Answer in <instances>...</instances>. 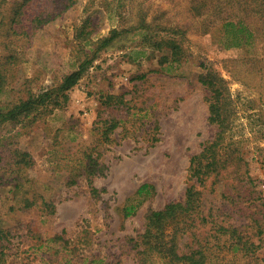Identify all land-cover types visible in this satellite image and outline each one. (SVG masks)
<instances>
[{
  "label": "rangeland",
  "instance_id": "1",
  "mask_svg": "<svg viewBox=\"0 0 264 264\" xmlns=\"http://www.w3.org/2000/svg\"><path fill=\"white\" fill-rule=\"evenodd\" d=\"M23 2L0 0V112L57 87L87 60L88 69L69 93L72 99H60L64 105L53 118L41 114L0 124V228L9 230V242L0 241L2 264H88L94 258L138 264L128 239L143 232L150 211L184 198L190 158L215 138L209 93L198 82L208 71L228 83L238 156L248 164L255 191L253 204L242 197L241 211L224 218L248 226L258 244L257 225L245 216L261 219L258 210L264 213V68L262 78L255 77L246 58L263 59L264 65L261 45L224 48L218 15L194 11L192 0H78L62 19L41 26L31 22L33 16L50 14L54 2ZM88 16L94 29L89 45L75 38ZM111 31L114 38L93 56L91 49ZM106 95L112 98L105 101ZM86 97L98 104L88 105V119L75 104ZM103 118L116 122L108 144L97 130ZM76 132L78 140L71 139ZM13 150L27 153L31 164L14 166ZM88 153L98 164L93 195L83 168ZM10 183L20 196L14 210L24 193L35 197L36 207L10 211L12 197L5 193ZM141 185L149 188L125 218L121 210L135 204ZM220 191L205 193L206 208L232 209L222 203ZM40 198L54 203V214L47 216ZM54 235L62 239L47 241ZM256 256L251 264H264V247ZM219 258L212 264H243L231 255Z\"/></svg>",
  "mask_w": 264,
  "mask_h": 264
},
{
  "label": "trees",
  "instance_id": "2",
  "mask_svg": "<svg viewBox=\"0 0 264 264\" xmlns=\"http://www.w3.org/2000/svg\"><path fill=\"white\" fill-rule=\"evenodd\" d=\"M28 1L30 0H24L21 6ZM53 2L54 8L51 9L50 14H45L46 16L43 17L45 11H39L33 16L31 22L41 26L48 22L59 21L78 0H52ZM191 5L194 11L202 10L203 15H210L213 12L218 15L224 48H242L257 42L264 53V0H192ZM91 18L88 16L75 34L76 40L86 42L88 45L94 31L89 29ZM115 33L111 31L108 38L100 40L96 48L91 49L93 56L100 48L107 47ZM174 50H176L175 47L172 48V51ZM246 63L250 65L254 76L261 79L264 68L263 59L248 57ZM87 69L88 60L66 75L57 87L37 96H31L25 101L21 100L5 111H1L0 124L7 121L34 119L37 115H48L51 110L62 107L64 104L60 102V99L67 101L66 92L79 82ZM198 82L209 93L205 99L208 103V122L216 124L217 132L214 140L203 144L201 152L190 158L184 198L167 203L161 210L150 211L145 217L143 232L128 239L135 249L138 264H156L157 261L161 264H212L223 254L231 255L232 259L241 260L243 264H251V261L257 260V251L264 247V238L258 237V235H264V213L261 209L258 210V215H262L261 219L254 214L245 216L246 220L257 225L258 234L253 235H256L258 244L249 235L246 229L248 226L238 227L225 221L231 214L241 211L238 209V204L243 201V198L250 205L253 204L251 195L255 193L252 178L248 174V164L238 156V142L233 133L235 111L232 108L231 95L228 94V83L220 75L211 71L200 74ZM111 98L112 96L106 95L105 101ZM118 99V103L124 104L121 97ZM98 121L101 127L97 130L100 131L103 143L108 144L116 122L106 118ZM93 150L92 148L89 151ZM13 152L14 155L11 158H14L12 162L14 166L19 168L31 164L32 158L27 153L19 150H13ZM84 157H87L88 163L83 168L93 195L96 194L97 189L93 186L92 178L98 173V164L90 153ZM1 160L0 157V162ZM17 187L14 185L13 189ZM148 188L147 185L139 186L132 200L135 204L126 203L123 206L121 211L125 218L135 213L137 206L141 203V197L146 194ZM217 188L221 189L222 203L231 205V210L226 206L224 209L221 206L205 207V193L216 192ZM13 194V200L16 201L19 194L14 191ZM247 196L249 198H246ZM20 201L22 203L20 211L37 205L35 197L29 198L25 193ZM40 201L44 211L48 213L47 216L54 214L55 207L52 201H46L44 198H40ZM261 207L264 208L263 203ZM7 233L9 230L0 228V241L4 239L6 243L9 242ZM60 239H62L60 236L54 235L47 241L54 242ZM97 262L102 264L99 258L90 260L88 264H97ZM0 263L2 264L1 258Z\"/></svg>",
  "mask_w": 264,
  "mask_h": 264
},
{
  "label": "crops",
  "instance_id": "3",
  "mask_svg": "<svg viewBox=\"0 0 264 264\" xmlns=\"http://www.w3.org/2000/svg\"><path fill=\"white\" fill-rule=\"evenodd\" d=\"M75 87V86H74ZM74 87H72L70 90H68L66 93V95H67V100H69V98H71V94H69V93H71L72 91H74L75 89H74ZM76 89H78V88H76ZM69 97V98H68ZM72 99V98H71ZM74 101V100H73ZM75 104L77 105V109H76V111H78L79 112V114L81 115V112H82V116L85 118V119H88L89 118V113H88V105H90L91 107L94 105V106H97L98 104L96 103V100L94 99V98H92V99H90L89 100V102H88V98L86 97L85 99H82V98H78V100H76L75 101ZM63 107V106H62ZM62 107H60V108H55V109H53V110H51V112L48 114V119H50V118H53V116H55L56 115V113L59 111V109H61ZM91 111V110H90ZM89 111V112H90ZM38 116V115H37ZM37 116L33 119L32 118V120H36V118H37ZM70 117V116H69ZM82 117V118H83ZM47 118H46V120H47ZM67 121V120H66ZM66 121H64V122H66ZM83 121V120H82ZM63 122V123H64ZM78 136H79V133L78 132H76L75 134H74V136H72V138L71 139H73V140H78ZM54 137H56V133L55 134H53V137L51 138V141L53 142H55V138ZM13 186H12V184L10 183V185H8L7 184V186H6V188H9L8 189V191L6 192L5 191V193L6 194H8L9 196H11L12 198H11V200H9V203H10V208H9V210L11 211H13L14 209H15V204H14V200H13V191H14V189L12 188ZM13 189V190H12ZM136 192V191H135ZM13 202V203H12ZM13 208V209H12ZM18 209V208H17ZM14 211H20L19 209L18 210H14ZM5 219V218H4ZM6 227H4V229H5Z\"/></svg>",
  "mask_w": 264,
  "mask_h": 264
}]
</instances>
